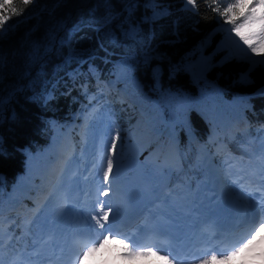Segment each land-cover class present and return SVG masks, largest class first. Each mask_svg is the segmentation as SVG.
Returning a JSON list of instances; mask_svg holds the SVG:
<instances>
[{"label": "trees", "instance_id": "trees-1", "mask_svg": "<svg viewBox=\"0 0 264 264\" xmlns=\"http://www.w3.org/2000/svg\"><path fill=\"white\" fill-rule=\"evenodd\" d=\"M162 2L170 5L171 16L153 25L144 24L139 43L121 39L115 46L110 45L103 31L98 33L95 26L105 16L108 3L112 5V11H122V0H37L24 10L23 15L8 21V25L14 27L0 38V57L6 58L0 95L5 94L6 85L26 84L31 79L34 86L18 93L0 116L3 121L0 122V137L6 152V155H0V214L9 211V200L32 198L40 181L41 165H48L55 158L65 126L75 115L87 109L92 102L90 95L98 93L96 87L101 82L113 80L116 85H122L133 108L120 110L114 104L121 136L124 135L125 122L138 116L152 128H163L169 111L185 125L175 128L180 148L192 140L187 139V132L203 140L214 130L222 133L226 129L225 121H232L247 111H251L253 120L264 122V96L255 95L264 87V68L255 67L250 73L254 83L243 84L240 75L250 66L233 58L224 62L228 55L217 50L222 39V33L217 29L223 18L212 8L224 7L232 0H215L214 4L213 0H196V8L192 11L182 10L185 0ZM144 14L145 9L141 7L136 18ZM148 14H151L150 10ZM58 22L62 27L66 24L68 29L77 23L82 27L71 36L70 45H57L41 61L29 66L26 54L31 42L42 40L47 30ZM60 35L64 36L65 32L61 31ZM73 50L79 58L65 64L66 55ZM146 51H151L157 58L147 67L143 63L137 64L132 74L134 78L129 79L120 66L121 60L142 58ZM201 56L209 58V67L202 77L180 71L170 78L172 65H196ZM90 65L94 71H90ZM157 65L163 69L162 88L156 87L152 78L151 69ZM73 72L77 75H70ZM49 91L54 98L45 103L43 95ZM172 95L190 104L187 114L180 115L169 103ZM208 96L213 97L217 105H210L206 99ZM13 111L15 119L12 118ZM250 136V131L238 132L234 143L250 145ZM78 145L79 140L75 138V148ZM45 148H50L49 156L42 158L38 152ZM28 153H31L30 157ZM173 185L174 192L182 196L188 194L190 182L183 174L174 175ZM27 205L29 207L30 203ZM11 228V241L16 245L22 233L15 231L16 225ZM26 230L34 236L35 229ZM13 245L7 247L6 253ZM4 257L1 259L5 262L0 264H9L8 255Z\"/></svg>", "mask_w": 264, "mask_h": 264}, {"label": "rangeland", "instance_id": "rangeland-1", "mask_svg": "<svg viewBox=\"0 0 264 264\" xmlns=\"http://www.w3.org/2000/svg\"><path fill=\"white\" fill-rule=\"evenodd\" d=\"M186 3V0L184 4ZM191 8V5L188 6ZM259 11V10H258ZM223 26L224 29H230L231 25L226 24L224 20L220 24V26ZM219 26V28H220ZM222 33V39L221 41H225V37L227 33L225 31H221ZM238 39V38H237ZM221 41L218 45L221 44ZM226 44H228L227 47L222 48L221 52L229 54V51L232 50V46L229 42L225 41ZM246 48V46H243ZM236 61L244 62L245 64L250 65V63L247 60L242 59H236L233 58ZM252 59V58H251ZM253 60V59H252ZM257 60H264V54L260 55ZM261 68H264V66L258 65ZM257 66V67H258ZM98 93L90 95V100L92 101L91 104L87 107L86 110H82L80 113L75 115L74 119L68 123V125L65 126V129L60 137V141L56 147V156L59 153L62 145V141L64 138H68V135L70 136V142H71V150L67 153L66 156L72 159L73 164L68 168L69 170H72L75 174L74 178L70 181H78V182H85L86 188L84 190H88L90 193H92V186L96 184L94 182V175L97 171V167L100 166L101 160L105 155V146H103V152L101 153V159L97 160L93 165L96 166H90V157L92 155L97 154L100 148V142L106 145V141L109 139L107 133L109 130V126L113 125L115 130H118L117 118H116V110L114 107V104H117L119 106L120 110H123V108L127 110H133L131 103L129 102V99L125 93V88L122 85H116V83L113 80H109L106 82H101L96 87ZM102 96V97H101ZM94 97V98H93ZM208 100V103L210 105H217L216 100L208 96L206 98ZM169 103L172 105L173 108L180 114L185 115L187 114L190 104L187 103L185 100H178L177 96H169L168 99ZM169 113V112H168ZM169 118L163 121V128L160 130V132L155 128L150 127L147 125L143 118L138 116L137 118H134L132 121L128 120L125 122L126 126L124 128V135H120V141L122 143L127 142L129 137L134 136V131L139 133L138 137L140 136V139L137 141L139 147L137 151L131 153L127 157V162L130 166L129 171V184L125 187L132 188L135 190L136 182H145L147 186V191L142 192L139 191L138 195H141L143 193L147 194V196L159 197L160 201L157 205V211L162 215L166 214L167 210H172L173 213L179 212L182 214V212H186L187 215L191 214L193 209L195 210L196 205L202 204L203 200L196 201L197 194H200L202 196L209 197L210 193V179L206 175H214L217 173V177L213 178L214 181H218V185L224 189L227 187H234L237 183H231V186L228 185L229 183V175L220 173V168L225 167L226 168H233L237 166H242V162H251L253 163L256 158H262L264 157V122L263 120H253L251 117V111H247L241 115H238L236 118H234L232 121H225L224 127L227 129L226 131H223V133L220 134V131L214 130L210 132L207 137L203 140L197 139L192 134H189L187 132V138H191V145L180 148L178 144V140L176 139L175 134V128L176 126L182 125L185 126L184 123L179 120L176 116L169 113ZM253 115V114H252ZM255 117V116H254ZM259 117V116H258ZM252 119V120H251ZM237 123L234 127L233 125ZM252 138H250L249 142H251L250 145H242V143L235 144V134L237 132H244L249 131ZM119 131V130H118ZM120 133V132H119ZM164 133H167L164 135ZM82 135H85L84 137H81ZM154 135V136H153ZM167 137V140L165 138ZM75 138L79 140V147L75 148ZM143 142L145 143L144 146H142ZM170 143L172 146H170L177 154L178 160L174 162L171 165H167L162 160H153L149 159V154L157 153L158 151L164 152L168 150L170 147L166 148H159L160 145H164V143ZM200 143V144H199ZM131 145V142L128 143ZM200 146L201 148H198V153L201 154L207 153L208 158L206 159L207 163H209L211 166H213V170H209L207 167L202 168L200 163L203 164L202 159L198 160L196 157L193 156L195 154V150L193 145ZM252 145H254L252 147ZM179 146V147H178ZM190 146V147H189ZM222 147L221 149H219ZM118 148H119V142H118ZM124 153L127 152V147H124ZM49 150L50 148H45L38 152V155L42 158H47L49 156ZM158 150V151H156ZM220 152V153H219ZM74 153V154H73ZM248 153V155H246ZM144 154L148 156H144ZM263 155V156H262ZM248 156V157H247ZM203 158V157H202ZM190 162V163H189ZM42 169L44 168V164L41 165ZM89 167V168H88ZM90 170V171H89ZM115 170V167H114ZM89 171V172H88ZM215 172V173H214ZM88 174V176H87ZM177 174H183L185 177V180L189 183V191L187 190V193L185 196H182V194H178L173 191V177ZM195 174V176H193ZM222 174V175H221ZM87 176V177H86ZM42 178V177H41ZM206 181H205V179ZM24 178L21 179L23 181ZM43 180V179H42ZM111 180V178H110ZM192 182V184H191ZM208 182V185H207ZM207 185L205 188H203L202 193L197 191L199 184ZM84 186V184L82 183ZM97 185V184H96ZM95 186V185H94ZM97 187V186H96ZM92 188V189H91ZM151 188V190H150ZM172 189V190H171ZM37 190V189H36ZM83 190V191H84ZM74 191H77L76 197L73 199V202L76 201L75 207H77L80 211H84L81 209V203L78 202L81 197L82 193L80 191V186L78 183L74 187ZM82 191V192H83ZM125 191L124 188H120V191H117L118 193H121ZM115 192V193H116ZM35 189L33 190L32 198L35 197L34 194ZM113 192H109L111 194ZM159 193V194H158ZM78 196V197H77ZM114 197V194H113ZM44 198V195L39 196L37 199V204ZM128 196H126L125 201L127 204H129L131 201L129 200L127 202ZM235 199V197H232ZM31 200V199H29ZM26 201V206H21V203H24V200H10L9 203L12 204L10 211L15 212L10 215V219L8 215H1L0 216V259L5 258V255H8L9 264H31V260H34L35 262V247L41 246L42 244H45L44 238L46 229L39 228L40 225L35 224V221L38 219V216L40 215L41 211L37 212L36 210L38 207L35 205V202L33 203V200L31 202L34 204L32 207H30L29 210L24 211L22 214V218L17 219L18 215L21 214L20 210H22V207H25V209L28 207V202ZM233 200V201H234ZM35 201V200H34ZM200 201V202H198ZM236 201V200H235ZM111 204L114 203V201L110 200ZM14 203V204H13ZM20 203V204H19ZM142 205L144 204V201H141ZM91 203L85 202L83 204V207H89ZM31 206V203H30ZM140 206V205H139ZM82 207V208H83ZM148 213H152L155 210L152 208L146 209ZM187 215H184L183 218L187 219L189 218ZM21 216V215H19ZM55 216V214L53 215ZM90 216V215H88ZM123 216V215H121ZM172 216V215H171ZM176 215L173 214L172 217L175 218ZM182 216V215H181ZM64 218V217H62ZM111 218V217H110ZM123 219L120 218V220ZM60 224V222H58ZM82 223V221H80ZM12 225H16L15 231H20L22 234L19 237V242L16 245H13V242L11 241L12 237ZM27 228H33L35 229L34 236H32L31 233L27 232ZM71 233V231H68ZM12 246V249L9 251V253H6L8 250L7 247ZM7 249V250H6ZM28 249V251H27ZM2 251V252H1ZM6 253V254H5ZM29 255L32 256L30 259ZM97 264H118L117 261H113L114 258L112 257V260H110V255L106 254L104 256H100V253H97ZM94 257V258H95ZM91 258V259H94ZM235 259H232L228 262V264H234ZM5 262V259H1L0 263ZM33 262V261H32ZM139 261H137L138 263ZM158 264H161L160 262Z\"/></svg>", "mask_w": 264, "mask_h": 264}, {"label": "snow or ice", "instance_id": "snow-or-ice-1", "mask_svg": "<svg viewBox=\"0 0 264 264\" xmlns=\"http://www.w3.org/2000/svg\"><path fill=\"white\" fill-rule=\"evenodd\" d=\"M37 0H0V38L5 37L8 32L14 27L8 25V21L13 17H19L23 15L24 10ZM215 0H213V4ZM122 11L114 12L111 10L112 5L107 4L108 10L104 17L101 18L98 25L95 26V30L99 33L103 31L104 37L107 39L110 45H118L121 39L131 41L133 43H139L143 35V25H153L157 21L169 17L172 15L170 11V5L162 2V0H122ZM191 5V8L188 6ZM143 7L145 14L139 19L136 18L137 11ZM212 7V5H209ZM196 8V0H186L183 11H192ZM150 10V15L148 11ZM213 11L223 18L226 24L231 25L230 29H224L221 25L217 31H225L227 33L225 41L229 42L232 46V50L229 51L228 56L224 58V62L236 58L247 60L250 63V67L247 72L241 73L240 82L243 84H252L254 81L250 78V73L258 65L264 66V60H252L247 54L250 51L253 54H261V50L264 49V0H232L227 3L226 6H216L212 8ZM259 10V11H258ZM27 19V17L25 18ZM8 25L6 28L5 26ZM82 24H74L71 29H68L66 24L62 27L58 22L47 30L45 36L40 41H32L30 50L26 54V63L31 66L49 53H51L57 45L63 46L71 43V36L80 30ZM258 29V30H256ZM64 31L65 35L61 36L60 32ZM238 38V39H237ZM225 41H221V44L217 46V50H221L227 47ZM204 44L202 42L201 47ZM243 46H246L243 47ZM103 47V45H101ZM79 54L76 51H70L64 60L65 64L71 63L73 59H78ZM157 56L153 55L151 51H146L142 58L122 59L120 66L125 70V73L129 79L134 78L133 73L135 66L139 63H143L146 67L151 64L153 59ZM6 67V58L0 57V83H3L5 77L3 75V68ZM209 67V58L201 56L200 61L196 65L192 64H175L169 69L170 78L174 77L176 73L180 71L192 72L194 77H202L203 73ZM90 71H94L92 66H89ZM152 78L155 86L162 88V75L163 69L157 65L152 67ZM30 75V73H28ZM70 75L76 76L77 73L73 72ZM34 81L29 80L28 83H15L11 86H5L4 95H0V116L4 111L6 105L10 104L18 93H23L28 89L33 88ZM84 92L87 94V86H84ZM255 95L264 96V87L257 90ZM53 93L51 91L46 92L43 95V101L53 99ZM94 98V97H93ZM30 99H36L30 97ZM12 118L15 119L16 115L13 111ZM0 122H3L0 119ZM109 139L105 145V155L101 160L103 169L104 184H109L111 188L110 177L112 181L118 178L119 170L121 166V157L123 155V143L120 141V133L115 130L113 125L109 126L107 133ZM119 142V148H118ZM27 152V149L24 150ZM0 155H6L3 148V138L0 137ZM29 157L31 153H28ZM114 167L116 174L114 173ZM261 191V196H250L244 189L243 183L240 185V189L227 187L225 195L229 197H235L241 202L247 205L245 209V223L251 226L247 228L246 233L242 235L239 240L232 246L230 250L221 255H209L207 258L200 259L199 264H228L229 261L236 257H241V264L249 259H254L257 255L264 258V236L260 233L264 232V189H258ZM103 196L109 195V189H102L100 192ZM114 194V193H113ZM109 205L105 208V205ZM121 207L111 206L110 201L100 200L94 207L93 214L90 216V221H95V224L89 223L90 234L95 232V229L101 231L95 233L98 237L90 244L83 246V251L78 254L77 264H82L85 257L91 256L104 248L109 242L121 246L123 252L121 253L124 259H133L136 257H148L157 256L160 254L161 249L154 248L153 246L146 247V250H141L140 246L129 238L120 235L115 231V224L121 218ZM98 213V215L96 214ZM111 217V223H109ZM107 225V227H106ZM120 238H117V237ZM132 244L133 246H130ZM259 250L257 251V249ZM135 249V250H134ZM165 261V264H175V258L169 259V254L165 253L160 256Z\"/></svg>", "mask_w": 264, "mask_h": 264}, {"label": "bare ground", "instance_id": "bare-ground-1", "mask_svg": "<svg viewBox=\"0 0 264 264\" xmlns=\"http://www.w3.org/2000/svg\"><path fill=\"white\" fill-rule=\"evenodd\" d=\"M231 27V26H230ZM258 30V29H256ZM253 60H257V58L264 54V49L261 50V54H253L250 51L247 53ZM235 123L233 127L236 125ZM225 129L224 131H226ZM160 132V131H156ZM137 134V129L135 131ZM223 133V132H222ZM133 134V133H132ZM167 133H164V135ZM221 134V133H220ZM154 136V135H153ZM81 137L85 138V135H82ZM135 138V137H134ZM140 138V136L138 137ZM165 138V137H164ZM177 139V138H176ZM167 140V137L165 138L164 141ZM178 140V139H177ZM135 143L139 142H133L131 145H128V148H133L132 152L137 151L138 147ZM189 145H191V140L188 142ZM140 145V144H139ZM145 143L143 142L142 146H144ZM103 144L100 142V148L97 154L92 155L90 157V166H96L93 164H96L95 162L99 159H101V153L103 152ZM172 146L170 143H164V145H160L159 148H166ZM192 146V145H191ZM179 147V146H178ZM190 147V146H189ZM195 154H193L194 157L197 159L200 158L201 156L200 153H198V148H201L200 146H194ZM71 142H70V136L68 135V138H64L62 141L61 149L57 156L48 163V165L44 164V168H41V173H40V181L39 184L36 185L35 189V197L33 200V203L35 202V205L38 207L36 211H41L40 215L38 216L37 222L40 223V227L42 229H46L45 232V244H42L41 246L35 247V262L34 260H31V264H77V261H74V257L79 250L80 246H82L85 243V238L80 234L77 233V231H82L83 228L87 227L88 224H85L84 221L90 220L91 214H93L94 208L92 203H96L99 197L97 193V187L94 186L92 189V193H90L88 190H84L86 188L85 184L87 181L82 182L84 186L82 187L83 195L81 199L78 201L81 203V209L84 211H80L77 207L73 206L76 201L73 202V199L77 195V191H74L75 185L78 183V185L82 184L81 182L78 181H70L74 178L75 174L72 170H69L67 172V175H62L61 176V167L63 168H70V166L73 164V161H70L69 159L67 160V153L71 150ZM220 147L219 149H221ZM158 151V150H156ZM220 153V152H219ZM150 156L148 157L149 159L153 160H162L164 163L167 165H171L174 162L178 160L177 154L173 152L172 148L170 147L168 150L161 152L158 151V154L152 153L149 154ZM144 156H148L147 154ZM263 156V155H262ZM248 157V156H247ZM51 158V157H50ZM67 160V161H66ZM257 161H262L264 160L262 158H256ZM124 161H126V158L121 157V170L124 171L127 169V166L124 165ZM257 163V162H255ZM202 168H211V165L205 161V163H200ZM242 166H237L235 168H220V173L222 174H227L232 179L234 182L238 181L240 184L243 183L244 187L249 186L250 183L249 181L259 178V180L263 177V171H264V166L260 167H255V165L251 162H242ZM89 168V167H88ZM211 170V169H210ZM90 171V170H89ZM88 171V172H89ZM215 173V172H214ZM221 174V175H222ZM88 176V174H87ZM86 176V177H87ZM42 177V178H41ZM126 175H124V178ZM217 177V173L212 174V176H208L210 179V193H209V202L207 206V212H218L221 209L225 210L226 207L219 204L218 201L220 200V197L225 194L224 190L219 188L218 181H214L213 178ZM248 178V179H245ZM253 178V179H251ZM43 179V180H42ZM205 179V178H204ZM128 180L126 182V186L129 184ZM206 181V179H205ZM121 185V184H120ZM208 185V182H207ZM207 185H204L203 183L199 184V187L197 191L202 193L203 188H205ZM231 186V185H229ZM122 187V186H121ZM120 187V188H121ZM136 189L133 190L132 188H127V190L124 188L125 191L118 193L114 192V197L112 194V198H114V203L111 204L113 207H121L122 212L121 215L125 216L127 212H132L134 210H137L140 212V218L138 221L135 223V228L139 230V232L143 229H145L147 226L151 224H158V223H164L162 221V218L165 216L161 215L157 211V205L160 201V196L157 198L155 196H147V194L143 193L141 195H138L139 191L146 192L147 191V186L145 182H136ZM116 188V187H115ZM119 188V187H118ZM236 189H240L239 187H232ZM37 189V190H36ZM119 190V189H118ZM151 190V188H150ZM44 195V198L37 204V199L39 196ZM127 198V202L130 200L131 202L129 204L126 203L125 198ZM204 198V197H202ZM103 201H107L106 199L101 198ZM35 200V201H34ZM141 201H144L145 205H142ZM73 202V203H72ZM85 202L91 203L89 207H83V204ZM28 203H31V206L27 207H22V210H20L19 215L22 216V213L24 211H27L32 207L34 204L30 201ZM20 204V203H19ZM25 206V203H21V206ZM140 205V206H139ZM109 205H105V208H107ZM202 207L199 208V211L205 210L203 205ZM83 207V208H82ZM11 208V207H10ZM152 208L155 211L152 212L151 214L148 213L146 209ZM237 211V210H236ZM143 212V214H142ZM206 212L204 211L203 214ZM7 215L5 213L0 214L1 215ZM55 214V216H53ZM97 214V213H96ZM90 215V216H88ZM98 215V214H97ZM64 217V218H62ZM10 219V218H9ZM240 217L236 213H234L230 223L227 225L229 230L227 232V237L223 238V243L225 244L226 248L231 249L232 246L239 240V238L246 233V230L249 225L246 228H243L242 230V235H238V230H235L237 227V223L239 221ZM159 220V221H158ZM82 221V223H80ZM210 220L204 217L199 223L192 225L191 227L187 228V236L191 238L190 240V247H189V242H188V250H194V249H199L200 246L205 245L209 242L208 235L206 233L204 223H208ZM60 222V224L58 223ZM92 223L94 221H91ZM111 222V218L109 220V223ZM222 226H226L225 223H222ZM0 227H1V222H0ZM68 231H71L69 233ZM78 231V232H79ZM84 231V229H83ZM134 233V232H133ZM261 236H264L262 234ZM62 238V239H61ZM63 241L65 242L63 245ZM189 241V239H188ZM67 243V245H66ZM259 248L257 249V251ZM28 251V249H27ZM30 259L32 258L31 255H29ZM112 258V257H111ZM70 259V262L66 263V260ZM33 261V262H32ZM118 264H150L148 260H143L141 263H136L134 259H123V260H116ZM83 264V263H82ZM234 264H241V257H237L235 259ZM245 264H264V258L259 257L258 255L254 259H249L245 262Z\"/></svg>", "mask_w": 264, "mask_h": 264}]
</instances>
